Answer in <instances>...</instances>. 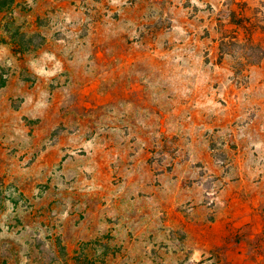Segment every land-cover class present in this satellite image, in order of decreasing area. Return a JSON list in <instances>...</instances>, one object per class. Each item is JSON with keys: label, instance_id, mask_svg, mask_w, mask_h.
Here are the masks:
<instances>
[{"label": "rangeland", "instance_id": "rangeland-1", "mask_svg": "<svg viewBox=\"0 0 264 264\" xmlns=\"http://www.w3.org/2000/svg\"><path fill=\"white\" fill-rule=\"evenodd\" d=\"M0 264H264V0H0Z\"/></svg>", "mask_w": 264, "mask_h": 264}]
</instances>
